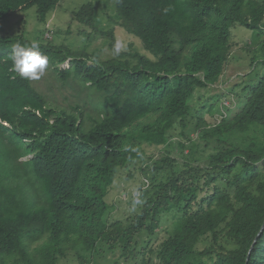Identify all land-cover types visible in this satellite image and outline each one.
I'll return each mask as SVG.
<instances>
[{
  "label": "trees",
  "instance_id": "16d2710c",
  "mask_svg": "<svg viewBox=\"0 0 264 264\" xmlns=\"http://www.w3.org/2000/svg\"><path fill=\"white\" fill-rule=\"evenodd\" d=\"M60 2L0 0V23L32 6L45 22ZM115 3L120 26L147 52L130 53L137 62L115 53L114 31L98 28L92 2L76 20L111 38V57L36 41L62 82L78 80L98 94L94 113L49 103L10 59L15 43L32 40L24 32L0 35V264H59L100 243L120 248L123 264H264V232L252 249L264 224V75L246 87L233 116L209 127L186 120L197 89L220 81L233 28L264 34V0ZM177 123L183 136L203 132L197 137L211 143L209 164L175 170L140 213L109 222L106 196L118 170L141 154L136 141L167 145ZM251 130L259 133L242 144ZM172 212L179 218L166 239L155 248L139 242ZM222 233L232 248L220 245Z\"/></svg>",
  "mask_w": 264,
  "mask_h": 264
},
{
  "label": "rangeland",
  "instance_id": "374dc122",
  "mask_svg": "<svg viewBox=\"0 0 264 264\" xmlns=\"http://www.w3.org/2000/svg\"><path fill=\"white\" fill-rule=\"evenodd\" d=\"M89 2L94 4L98 28L101 31L113 30L116 38L123 44L120 58L129 59L134 63L137 60L132 58L130 53H147L141 40L120 26L115 0H61L58 7L48 14L45 22L40 21L37 6L15 11L0 23V35L11 36L24 32L32 41L68 45L77 50L86 49L91 54L98 51L101 59L111 57V38L76 20V13ZM231 39L230 57L220 81L207 88L197 89L190 101L192 108L186 120L194 122L195 125L199 121L201 127H209L219 123L226 115L233 116L245 102L246 87L256 84L264 75V34L253 33L244 26H236L233 28ZM69 66V62L61 65L62 68ZM32 83L45 94L49 103L68 109H73V106L79 104L85 112H96L98 94L91 93L78 80L62 82L50 63L44 75L39 80H32ZM88 95H92V99ZM182 132L181 125L177 123L169 133L171 143L167 145H150L142 139L136 141L141 154L118 170L106 196L110 205L106 214L109 222L127 223L140 213L146 201L154 195L157 185L169 180L175 170L181 171L190 164L202 167L209 164L207 146L211 143L206 144L202 137H197L202 131L193 129L190 138L183 136ZM258 133L259 131L251 130L246 135H241L239 140L242 144H249ZM180 143L186 144L185 150L181 148ZM166 158L168 161H165ZM172 160H175L173 167L170 165ZM219 185L224 188V185ZM178 218L173 212L163 214L160 228L153 235L144 233L139 237V242H149L147 248H155L174 230ZM221 244L226 248L233 247L232 241L225 238L223 233ZM123 261L120 248L111 251L100 243L97 250L80 248L77 253L71 251L68 257L61 258L59 264H123ZM154 264L158 262L154 261Z\"/></svg>",
  "mask_w": 264,
  "mask_h": 264
},
{
  "label": "clouds",
  "instance_id": "9594fccd",
  "mask_svg": "<svg viewBox=\"0 0 264 264\" xmlns=\"http://www.w3.org/2000/svg\"><path fill=\"white\" fill-rule=\"evenodd\" d=\"M123 47L121 41L117 39L114 45L115 53L119 54ZM10 59L14 70L21 78L28 80H39L44 75L49 63L48 56L41 53L36 41H32L30 45L15 43L12 46Z\"/></svg>",
  "mask_w": 264,
  "mask_h": 264
},
{
  "label": "water",
  "instance_id": "95a60500",
  "mask_svg": "<svg viewBox=\"0 0 264 264\" xmlns=\"http://www.w3.org/2000/svg\"><path fill=\"white\" fill-rule=\"evenodd\" d=\"M263 232H264V224H263V227H262V229L260 230L258 236H257L256 239H255V242H254V244H253V246H252V249H253V247L255 246L256 242L258 241V238L261 236V234H262ZM252 249H251V250H252ZM249 256H250V254H249Z\"/></svg>",
  "mask_w": 264,
  "mask_h": 264
}]
</instances>
